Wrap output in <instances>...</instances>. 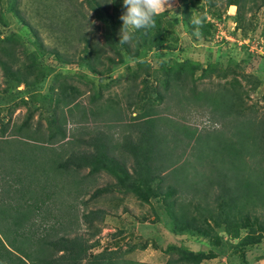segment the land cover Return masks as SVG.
<instances>
[{
	"label": "trees",
	"instance_id": "trees-1",
	"mask_svg": "<svg viewBox=\"0 0 264 264\" xmlns=\"http://www.w3.org/2000/svg\"><path fill=\"white\" fill-rule=\"evenodd\" d=\"M15 1L12 8L23 20L22 29L31 30ZM66 2L75 19L87 18L84 2L100 22L96 30L85 32L81 31L83 25H75L71 17L63 20L69 30L74 23L77 29L71 36L83 43L75 53L46 49L26 30V37L22 30L7 36L0 31V65L8 83L5 90L17 88L19 97L12 105L6 102V107L10 111L19 106L27 110L23 122L12 130L9 123L0 124V264H37L38 260L44 264H140L130 259L116 260L117 251L88 255L99 241L89 243L90 237L72 235L80 228L79 204L88 208V200L82 199L87 192L82 182H96L101 173L115 182L97 187L90 199L105 198L112 188L122 189L124 196L142 203L154 200L155 215L164 209L175 233L213 240L221 249L223 236L216 233V228L223 226L231 238H240L232 245L238 250L261 242L264 110L257 104H247L244 95L249 96L248 89L237 75L246 63L264 55L253 52V56L239 62L231 51L257 28L264 0H181V14L161 12L155 28L137 31L131 44L119 43L120 16L126 11L123 0ZM231 6H236V13L227 15ZM193 15L205 17L200 29L204 40L215 36L213 19L228 17L233 18L241 37L235 44L226 41L223 47L218 45L217 56L213 54L215 58L207 64L191 58L166 59L168 51L177 46V29L193 36ZM1 25H8L2 11ZM26 40L34 45L32 50ZM240 47L244 51L248 45L244 42ZM224 54L228 60L223 59ZM75 66L82 71L65 73L64 68ZM121 66L124 75L114 79V72ZM213 77L224 80L218 89H199L200 80ZM243 77L252 90L262 84L256 73ZM74 78L84 87L70 81ZM112 83H123L122 92L105 94ZM22 84L25 87L18 89ZM215 93L223 112L204 103L205 99L215 100ZM168 99L182 106H208L215 127L198 132L189 125H180L171 115L174 111ZM4 101H0L1 106ZM37 111L48 114L49 127L36 126L31 131L30 121ZM240 126L242 131L238 130ZM240 133L244 139L236 140ZM85 169L87 173H83ZM7 177L9 181H4ZM29 209L32 211L23 218L26 224L8 215L9 211L19 214ZM108 212L104 208L91 209L82 217L93 227L94 223H102ZM30 218L54 220L47 226L49 233L39 237L40 225ZM94 228L91 235L100 232L97 226ZM241 229L247 231L244 237ZM11 233L14 238L9 237ZM50 235L56 239L48 240ZM41 242L50 245L51 250L42 248ZM177 254L167 264H200L216 257L213 252L195 253L186 247L179 248Z\"/></svg>",
	"mask_w": 264,
	"mask_h": 264
},
{
	"label": "rangeland",
	"instance_id": "rangeland-1",
	"mask_svg": "<svg viewBox=\"0 0 264 264\" xmlns=\"http://www.w3.org/2000/svg\"><path fill=\"white\" fill-rule=\"evenodd\" d=\"M66 1L67 0H16V9L22 15L23 19L27 21V26L31 29L23 30V20H19V18L16 17L15 10L12 8V0H0V11L3 12L4 20L8 22V25L0 26L1 35L7 36L13 32H20L21 30L23 32L26 30L27 33L29 32L28 36H31L33 40L34 38H37L43 43L46 49L55 48L60 50V52H67L66 54L68 55H70V53H75L76 48L83 47V43H80L79 41L77 42V40L71 36L72 33H75L74 30L77 29L75 28V25H83L81 31L92 32L96 30L100 22L96 20V17L93 16V11L89 9L88 5L84 2L83 6L86 9V13L88 15L87 18L82 19L80 16H78V18L75 19L72 16L73 14H71L72 7L69 4L67 5ZM82 1L83 0H77V2ZM168 4L170 6L165 11L169 12V16H174V14L178 12L181 14V0H168ZM236 9V6L229 7L227 15L235 14ZM64 10L65 12H63ZM248 16L249 15H247V17ZM66 17H71L72 20L76 21L75 25L73 22H71L73 26L72 30L67 29L68 25L63 22ZM212 21H214L216 25L215 36L212 40L194 38L185 31H179L177 29L176 35L179 36V39L176 40L177 46L175 49L168 51V54L165 56V58H191L193 60L207 64L209 60H213L215 58L213 57L215 56L213 54H216L217 56L215 51L218 45L223 47L226 41L235 44L238 41V37H241L240 32L237 31V25L233 18L228 17L222 18L221 20L213 19ZM63 28L66 30L64 31ZM27 33L23 32L25 37L27 36ZM98 33L100 39H102L100 32ZM249 36V38L244 40L245 44L248 45L244 51H242L240 47V45L244 43L242 41L237 43L238 46L236 49H232L231 55L235 57L236 61L240 62L244 58L253 56L252 53L254 52L256 54L258 53L257 51L264 55V6L257 15V28H255V31H251ZM26 42L28 43L29 49L32 50L34 45H32L27 40ZM210 48H213V51H210ZM52 56L54 57V55ZM224 56L226 58L223 59L228 60L229 57L225 54ZM2 57L4 58V56ZM75 59H78V56H75ZM52 60L54 62L55 57L52 58ZM46 61L49 62L48 60ZM18 65L20 64H16V67H18ZM71 66H73V64L69 67ZM69 67L64 68L65 73H75L76 71H82L81 69L77 68L78 66H75L72 69ZM123 71L124 67H119L114 72V79L119 76V74L124 75ZM248 73H256L262 79V84L256 90H252V85L248 83L243 77L244 74ZM237 77L239 78L242 85L248 89L249 96L244 95V100L247 102V104H257L260 110H264V57H259L246 63L245 69L241 70V73L238 74ZM230 78H232V76L229 77V79ZM72 80L83 86V84L79 82L77 78L70 79V81ZM220 82H224V80H220L217 77H213L209 80L204 79L198 82V87L200 90L207 88L214 91L218 89V84ZM123 83H112L111 88L105 89L104 93L108 94L122 92ZM7 86V77L5 76L4 70L0 65V101L5 99L4 104H2V106L0 105V124L3 121L5 123H9V127L12 130L15 128V125L17 126V124L23 122L27 110L26 107L23 106L13 108L11 111L8 106L6 107L8 103L9 105H12L18 101L17 99H19V97H17V93L15 92L17 88L6 91L5 89ZM24 87V84H22L18 89H23ZM87 95H89V93H87ZM214 97L215 100L205 99L204 103L212 106V109L215 111L223 112V108L219 105V97L216 93L214 94ZM176 102V100L168 99V103L171 106V111H174V113H171V115L173 119L180 125H189L190 127L195 128L198 132H201V130L204 129L215 127L210 121V117L213 113L210 111V109H208V106H182ZM165 104L166 103L158 106V108H163ZM47 116V113L42 114L40 111H37L30 121V130L34 131L36 126H39L42 129L48 128L49 125ZM245 126L246 129H248V125ZM239 128L240 129L238 130L242 131V126ZM183 136L185 137V135ZM235 139H244V135L240 133V135ZM87 172L88 169H85L83 173ZM4 181H9V177H7ZM109 182L114 183L115 180L106 173H101L98 176L96 182H90L89 179H86L82 182V188H87V192L83 194L82 199L88 200V210L84 208V205L81 203L79 204L80 210L78 224H80V228L78 227L77 231H73L72 235L84 236V239H88V237H90L88 240L89 243L99 241V244L96 247L91 248L88 251V255H95L101 253L104 250L117 251L118 255H115L116 260L124 258L133 260L140 264H167L170 257L173 255L174 257L178 255L177 253L179 248L186 247L195 253L203 251L205 253L213 252L216 254V257L204 259L200 264H264V236L261 242L247 245L241 250H238L232 245L238 243L240 238H231L223 226L220 228L217 227L216 233L220 236H223V245L220 249L219 247H216L213 240H201L198 239L196 235L188 233H175L172 230V226L168 220L169 217L164 212V209V211L159 209L158 214L155 215L152 208V205H155L154 200H152L151 203H142L137 198L130 197V195L124 196L123 192L121 191L122 189L118 190L117 188H112L113 191H111L105 198H100L98 200L90 199V196L97 187H103ZM14 202L20 203L16 200ZM98 208H104L109 212L105 214V218L102 223H94V226L91 227L89 222L86 221L84 217H82V213ZM31 211L32 209L25 211L20 210L19 214L9 211L8 215L18 217V219L23 221V224H26L25 222L27 220H23V218L28 216ZM35 220L37 224L36 226L40 225L38 226L39 233L37 235L39 237H44L47 233H49L47 226L50 227L51 222L54 220L43 222L39 218H30L29 221L33 222ZM96 226L100 229V232L96 235H91L92 231L95 230L94 227ZM246 234V229H241V236L244 237ZM9 237L14 238V234H9ZM52 238L56 239V236L50 235L48 240H51ZM227 241L229 243H227ZM40 246L42 248L48 249L49 251L51 250L50 245L44 244L42 242L40 243ZM36 262L37 264H44V262L40 263L39 260Z\"/></svg>",
	"mask_w": 264,
	"mask_h": 264
},
{
	"label": "clouds",
	"instance_id": "clouds-1",
	"mask_svg": "<svg viewBox=\"0 0 264 264\" xmlns=\"http://www.w3.org/2000/svg\"><path fill=\"white\" fill-rule=\"evenodd\" d=\"M126 11L120 16L122 27L120 29V44H131L135 34L140 30L153 29L156 26V18L162 11L170 6L168 0H123ZM205 17L193 15L191 23L193 36L200 38Z\"/></svg>",
	"mask_w": 264,
	"mask_h": 264
}]
</instances>
